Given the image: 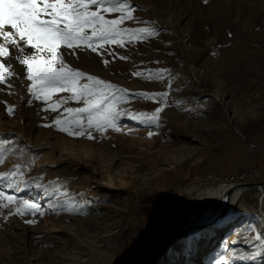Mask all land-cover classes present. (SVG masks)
I'll return each mask as SVG.
<instances>
[{"label": "rangeland", "instance_id": "374dc122", "mask_svg": "<svg viewBox=\"0 0 264 264\" xmlns=\"http://www.w3.org/2000/svg\"><path fill=\"white\" fill-rule=\"evenodd\" d=\"M129 2L136 19L123 26L156 29L158 36L109 47L128 60L90 49L64 56L77 70L132 93L170 91L155 101L139 95L120 101L127 118L116 129L94 130L89 139L43 126L57 115L67 119L63 109L83 107L82 101L54 93L52 112L27 92L15 49L5 61L18 75L6 77L11 89L0 84V173L19 167L28 183L15 189L5 183L0 191L40 204L46 214L19 216L13 205L0 207V264L151 262L160 241L182 230L203 190L221 182L264 183V0ZM147 69L167 71L149 78ZM136 71L143 75L134 77ZM139 113L158 120L137 123L131 116ZM47 151L66 163L44 161ZM260 187L246 188L224 222L168 243L152 264H190V258L216 264L221 257L264 264V248L253 238L264 233Z\"/></svg>", "mask_w": 264, "mask_h": 264}, {"label": "snow or ice", "instance_id": "6c2138e0", "mask_svg": "<svg viewBox=\"0 0 264 264\" xmlns=\"http://www.w3.org/2000/svg\"><path fill=\"white\" fill-rule=\"evenodd\" d=\"M93 8L95 10H92ZM134 11L135 8L129 0H0V84H5L9 89L13 87L7 83L6 77L18 74L13 70L12 63L5 61L12 58L11 50L15 49L18 54L14 59L25 70L24 79L30 82L27 92L37 101L48 103L54 93L70 92V99L82 101L84 105L77 108L65 107L63 111L69 114L67 119L57 115L52 125L43 126H54L58 131L71 137L86 135L89 139H94L92 135L94 130L103 132L107 128L116 129L119 126L118 121L127 118L122 117V110L117 107L120 101L135 95L147 101H155L168 96L170 91L132 93L109 81L77 70L70 66L64 56L65 54L76 56L77 49H90L102 57L104 52H107L114 59L118 57L121 60H128L127 56L109 51V47L115 45L123 48L126 47L125 41L127 43L133 40L142 41L145 37L159 34L156 29L150 31L146 28L124 27L125 22L136 19ZM105 14H114L115 18H106ZM28 49L31 51H27ZM102 62L106 67L110 63L106 58L102 59ZM146 71L151 78L153 74L163 77L167 70ZM132 75L139 78L143 73L136 71ZM85 79L88 82L82 83ZM168 86L170 90V80ZM68 99L62 98V102L67 103ZM28 103H31V100ZM48 108L54 113L57 112V103H48ZM7 111L9 115L13 114L14 106H8ZM161 111V107L155 108L156 114ZM156 114L146 116L145 113H139L138 116L134 115L131 118L137 123H155L158 120ZM85 115L86 123L82 119ZM151 135L152 132L149 133V136ZM5 183L9 189H15L20 183L27 185L28 182L23 181V173L17 167L9 172L0 173V185ZM37 187L39 190L40 186ZM0 198L7 201V203L0 201V207L7 208L13 205L16 215L46 214L43 206L29 199L6 195L4 191H0ZM49 210L59 212L61 209ZM24 222L33 224L35 221ZM253 238L260 241L261 247L264 248V233H257ZM260 255L261 252L257 251L251 258L255 259ZM216 264H229V261L226 257H221Z\"/></svg>", "mask_w": 264, "mask_h": 264}, {"label": "bare ground", "instance_id": "6f19581e", "mask_svg": "<svg viewBox=\"0 0 264 264\" xmlns=\"http://www.w3.org/2000/svg\"><path fill=\"white\" fill-rule=\"evenodd\" d=\"M69 154H72L69 152ZM43 157V156H42ZM44 161H48L51 165H57V164H65L66 162H61L59 160L54 159V155L52 152L47 151L45 156L43 157ZM73 161H71L72 163ZM76 165H79L76 162ZM91 177L94 179V174L91 172ZM111 182L110 179L107 180V183L109 184ZM236 185L237 183L232 182H221L214 188H208L203 190L199 196L196 198L195 204L193 206L194 212H192L189 216V219L187 220V224L190 223L196 224L198 222H201L205 219H213L218 211L220 210L222 204L227 199L228 201V210H227V218L231 213V210H233L234 204L239 196H241V193L245 191L244 188H239ZM259 191L261 193V203H260V210L264 217V185H262L259 188ZM219 224V223H218ZM217 225V224H215ZM197 232V231H196ZM178 241V240H176ZM169 264V262L167 263ZM190 264H194V259L190 258Z\"/></svg>", "mask_w": 264, "mask_h": 264}, {"label": "water", "instance_id": "95a60500", "mask_svg": "<svg viewBox=\"0 0 264 264\" xmlns=\"http://www.w3.org/2000/svg\"><path fill=\"white\" fill-rule=\"evenodd\" d=\"M238 185H236L239 188H249L251 186H262L263 184L260 183H241L238 182ZM227 210H228V201L227 199L225 200V202L222 204L220 210L218 211L217 215L213 218V219H205L201 222H198L196 224L190 223L189 225L187 224V221L185 222V224L182 227V230L173 236H168L166 238H164L163 240L160 241L158 247H157V252H156V257L154 260H152L151 262H146L144 264H152L157 262L163 254V249L164 247L168 244L171 243L173 241L179 240V239H183L184 237H186L187 235H190L192 233H195L196 231H200L201 229L207 228V227H213L215 224H220L222 222L225 221V219L227 218Z\"/></svg>", "mask_w": 264, "mask_h": 264}]
</instances>
